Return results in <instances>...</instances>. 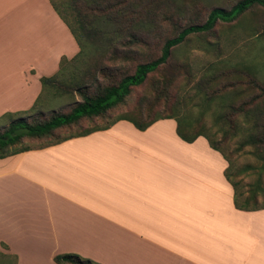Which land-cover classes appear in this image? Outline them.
Returning <instances> with one entry per match:
<instances>
[{
  "label": "crops",
  "instance_id": "obj_1",
  "mask_svg": "<svg viewBox=\"0 0 264 264\" xmlns=\"http://www.w3.org/2000/svg\"><path fill=\"white\" fill-rule=\"evenodd\" d=\"M79 49L50 0H0V118L30 109ZM228 164L174 118L0 157V250L17 264H264V208L236 207Z\"/></svg>",
  "mask_w": 264,
  "mask_h": 264
},
{
  "label": "rangeland",
  "instance_id": "obj_2",
  "mask_svg": "<svg viewBox=\"0 0 264 264\" xmlns=\"http://www.w3.org/2000/svg\"><path fill=\"white\" fill-rule=\"evenodd\" d=\"M238 1L154 0L155 32L150 43L144 48L149 51L150 56H158L165 40L175 35L181 28L190 23L206 21L212 8L216 6L230 8ZM84 14L87 20L92 21L95 13L84 7ZM42 24L43 30L49 32L50 26L44 21ZM134 49L138 47L135 46ZM95 59H98L97 64L104 68V71L98 73L102 87L113 80L111 72L116 68L132 72L136 64L133 60L93 55L89 46L84 57L64 64V75H61L57 87L49 86L45 89L43 99L35 110L1 118L0 132L10 130L13 117L23 116L28 122L33 123L47 119L53 114L69 112L78 101L83 100V95L76 91L71 80L91 66L94 69ZM243 64L254 67L260 87L250 84L249 72L243 69L235 70V67ZM85 77L89 78V75L86 74ZM169 78L171 83L167 85L164 94L160 91L165 88L161 82ZM263 88L264 7L255 6L240 19L232 22L219 21L211 32L190 35L186 41L174 48L169 61L162 69L150 74L142 85L133 87L126 101L111 109L107 115L83 118L76 124L58 129L54 135L48 137H23L11 147V150L26 145L38 147L57 138L105 127L123 113L129 116L137 115L140 107L144 110V119L149 120L158 114L168 112L171 105H177L181 107V114L193 121L196 126L206 123L207 132L218 140L219 145L231 157L233 165L230 176L238 184L239 198L250 197L257 205H264V169H261L263 161L258 155L257 147L247 144L239 148L241 141L251 133L248 128L258 123L259 126L252 132L257 134L263 130L264 115L261 116L257 111V107L264 106ZM94 90H97V85L91 86L90 91ZM206 92L215 96V102L210 107H206L203 99ZM223 100L236 106L244 105L252 111L248 118L251 123L244 122L245 112L231 115L233 121L244 126L239 136L232 128V123L217 117L222 111L218 104L220 105ZM225 137H229L227 142H224ZM252 193L255 197L251 195ZM12 263L13 258H4L0 255V264Z\"/></svg>",
  "mask_w": 264,
  "mask_h": 264
},
{
  "label": "trees",
  "instance_id": "obj_3",
  "mask_svg": "<svg viewBox=\"0 0 264 264\" xmlns=\"http://www.w3.org/2000/svg\"><path fill=\"white\" fill-rule=\"evenodd\" d=\"M50 1L62 20L70 28L80 49L78 53L70 59L62 57L60 68L55 74L42 77V94L30 109L20 112L35 110L43 99L45 89L49 86L57 87L61 75H64V64L71 63V61H75L77 58L84 57L87 54L89 46L91 47V53L93 55L109 56L110 59L133 60L136 61V64L134 65V70L132 72H128L122 68H116L114 72H111L113 80L102 87L99 82L98 73L104 71V68L99 66V64H97L99 63V60L95 59L96 63L94 69L93 66H91L85 72L78 73V75L71 80L76 91L83 95V100L78 101L69 112L53 114L47 119L33 123L28 122L23 116L13 117L11 119L10 130L3 133L0 132L1 158L26 150L43 148L76 136L89 134L95 130L105 129L115 121L121 119L129 120L138 129L145 130L161 118H174L177 121V132L182 139L187 142H193L199 136H205L208 139L210 146L218 150L228 160L229 164L226 168V176L235 189L236 207L244 210L264 208V205H257L256 201L250 197L239 198L237 191L238 184L235 183L230 176V170L233 165L231 157L219 145L218 140L207 132L206 123L196 126L193 121L181 114V107L177 105H171L168 112L165 114H158L149 120L144 119V110L140 107L138 108L137 115L129 116L127 113H123L108 126L92 128L79 134H71L63 138H57L53 142L38 147L26 145L11 150V147L20 142L23 137H48L54 135L58 129L76 124L83 118L103 117L107 115L111 109L126 101L127 97L131 94L133 87L142 85L150 74L162 69L169 61L174 48L186 41L190 35L211 32L219 21L232 22L240 19L255 6L264 7V0H239L230 8L222 6L212 8L206 21L202 23H190L181 28L175 35L167 38L162 46L160 55L155 57L150 56L149 51L144 48V46L150 43L155 32L154 0ZM84 7L90 8L95 13L92 21L87 20L84 14ZM135 46H137L138 49H134ZM241 69L249 72L248 74L251 85L260 87L259 77L254 73L255 69L253 66L243 64V66L238 65L235 67V70L237 71H241ZM86 74L89 75V78L85 77ZM170 83V78L163 80L161 84L164 85L165 88L160 91L165 94L166 87ZM92 85H97V90L91 92L90 89ZM203 99L205 100L206 107L212 106L215 102V96L210 95L207 92L204 94ZM218 106L222 111L217 114V117L232 123V128L235 129L236 135H238L241 130H244V126L240 125L237 121H233L231 118L233 113L245 112L246 119L244 122L251 123L248 118L251 116L252 111H250L251 109L248 110L244 105L236 106L234 103H229L223 100ZM257 111L261 116L264 115V106L263 108L257 107ZM18 113L19 112H8L1 118ZM258 126L259 124L257 123L251 128H248V131L251 133L246 135V138L241 141L239 148L241 149L247 144L256 146L257 152L259 153L258 155L263 161L261 169H264V124H262V132L257 134L252 132V130L256 129ZM18 127H27L29 128V132L21 135H14L13 132ZM228 138L229 137H225L224 142H227ZM251 195L255 197L254 193ZM3 245L6 247L5 244ZM0 255L4 258H13L12 264H17V255L4 253L1 250ZM55 261L57 264H99L91 259L84 258L74 253L58 254L55 256Z\"/></svg>",
  "mask_w": 264,
  "mask_h": 264
},
{
  "label": "water",
  "instance_id": "obj_4",
  "mask_svg": "<svg viewBox=\"0 0 264 264\" xmlns=\"http://www.w3.org/2000/svg\"><path fill=\"white\" fill-rule=\"evenodd\" d=\"M29 132V128L27 127H18L17 129L14 130V135H21V134H24V133H27Z\"/></svg>",
  "mask_w": 264,
  "mask_h": 264
}]
</instances>
